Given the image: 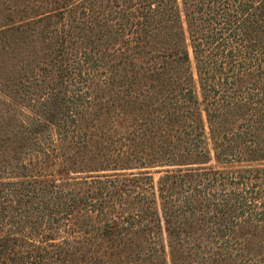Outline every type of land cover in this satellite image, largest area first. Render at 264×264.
Masks as SVG:
<instances>
[{
    "label": "trees",
    "instance_id": "trees-1",
    "mask_svg": "<svg viewBox=\"0 0 264 264\" xmlns=\"http://www.w3.org/2000/svg\"><path fill=\"white\" fill-rule=\"evenodd\" d=\"M52 1L0 264H264V0Z\"/></svg>",
    "mask_w": 264,
    "mask_h": 264
},
{
    "label": "rangeland",
    "instance_id": "rangeland-1",
    "mask_svg": "<svg viewBox=\"0 0 264 264\" xmlns=\"http://www.w3.org/2000/svg\"><path fill=\"white\" fill-rule=\"evenodd\" d=\"M52 2L0 0V126L1 118L6 123L11 121L9 117L12 111L30 108L33 104L28 99L30 91L38 93L39 82L32 79L29 71L41 63L47 33L45 36L41 33L43 23H39L35 15L40 10L52 8ZM26 74L30 83L25 81ZM85 174L73 173V176ZM157 176L154 174L155 180Z\"/></svg>",
    "mask_w": 264,
    "mask_h": 264
}]
</instances>
